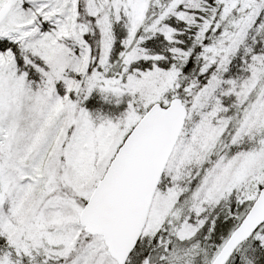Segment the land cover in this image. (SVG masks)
Masks as SVG:
<instances>
[{"label":"snow or ice","instance_id":"1","mask_svg":"<svg viewBox=\"0 0 264 264\" xmlns=\"http://www.w3.org/2000/svg\"><path fill=\"white\" fill-rule=\"evenodd\" d=\"M0 264H264V0H0Z\"/></svg>","mask_w":264,"mask_h":264}]
</instances>
